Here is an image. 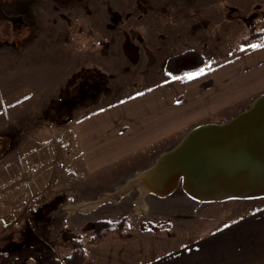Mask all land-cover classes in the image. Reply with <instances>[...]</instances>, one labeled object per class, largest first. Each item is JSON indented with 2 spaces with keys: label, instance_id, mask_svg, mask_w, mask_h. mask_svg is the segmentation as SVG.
<instances>
[{
  "label": "rangeland",
  "instance_id": "rangeland-1",
  "mask_svg": "<svg viewBox=\"0 0 264 264\" xmlns=\"http://www.w3.org/2000/svg\"><path fill=\"white\" fill-rule=\"evenodd\" d=\"M252 29L264 32V0H0V78L13 88L0 114V251L50 246L65 264L78 244L91 257L101 245L102 264H111L114 240L107 238L132 237L145 247L143 262L166 250L165 239L187 242L263 207L264 196L199 200L182 181L164 199L143 195L127 186L130 171L85 169L73 125L105 95L107 102L123 100L136 90L132 85L161 80L170 56L186 54L174 69L195 65L190 50L208 62L237 57L252 71L255 63L263 82L264 46L238 52L249 48L241 42ZM260 94L216 123L247 110ZM137 198L150 207H136ZM123 217L126 230L89 242L97 220ZM124 248L119 259L129 252Z\"/></svg>",
  "mask_w": 264,
  "mask_h": 264
},
{
  "label": "crops",
  "instance_id": "crops-1",
  "mask_svg": "<svg viewBox=\"0 0 264 264\" xmlns=\"http://www.w3.org/2000/svg\"><path fill=\"white\" fill-rule=\"evenodd\" d=\"M263 46L264 39L238 52L242 56ZM236 58L206 60L204 67L177 76L162 68L159 70L161 80L152 78L142 84L144 87L138 84L142 88L132 85L136 90L123 100L107 102L111 97L105 95L99 102L88 104L85 117L73 122L85 169H106L105 172L111 173L130 171L135 175L127 186L138 187L143 195L153 193L161 199L168 197L171 193L158 191L163 180L141 176V173L151 168L187 131L200 124L218 122L215 117L264 92L260 72H255L258 65L254 63L252 71ZM201 72L194 79L187 78ZM4 84L0 78V114L9 104L5 101L8 92L13 90L5 89ZM187 124L190 126L184 133L168 141L171 133H179ZM142 202L138 198L134 201L136 207H150ZM110 238L114 240L110 245L114 247L111 264H264V206L215 230L195 233V238L187 242L182 236L165 239L168 250H158V254L143 262L139 261V254L145 247L138 238L107 239ZM100 246L92 257L87 253L84 264L105 261L101 260L106 254L98 251ZM122 247L129 252L119 259L116 255L124 252Z\"/></svg>",
  "mask_w": 264,
  "mask_h": 264
},
{
  "label": "water",
  "instance_id": "water-1",
  "mask_svg": "<svg viewBox=\"0 0 264 264\" xmlns=\"http://www.w3.org/2000/svg\"><path fill=\"white\" fill-rule=\"evenodd\" d=\"M145 175L163 180L162 194L182 181L203 201L264 196V92L229 121L192 128Z\"/></svg>",
  "mask_w": 264,
  "mask_h": 264
},
{
  "label": "trees",
  "instance_id": "trees-1",
  "mask_svg": "<svg viewBox=\"0 0 264 264\" xmlns=\"http://www.w3.org/2000/svg\"><path fill=\"white\" fill-rule=\"evenodd\" d=\"M264 39V32L261 30L252 29L246 36L242 39V46H248L251 44L259 43ZM187 54H193L198 57V61L193 66H182L180 68L174 69L173 64L176 62L180 63V60L186 55L179 53L167 58L164 65V70L170 75L177 76L185 72L194 71L205 66L206 58L203 54L196 51H187ZM127 229V219L125 217L119 220H107L101 219L97 220L92 228L91 237L89 242H96L107 236L115 233L121 232ZM39 245L22 244L17 248L0 251V262L1 261H14L21 262L27 258H38L42 264H61V260L56 254V251L47 246L45 248H39ZM87 260V253L82 244H78L71 253L65 257V264H84Z\"/></svg>",
  "mask_w": 264,
  "mask_h": 264
},
{
  "label": "snow or ice",
  "instance_id": "snow-or-ice-1",
  "mask_svg": "<svg viewBox=\"0 0 264 264\" xmlns=\"http://www.w3.org/2000/svg\"><path fill=\"white\" fill-rule=\"evenodd\" d=\"M201 74H202V72L201 73H196V74H190L187 78L188 79H194L196 75H201Z\"/></svg>",
  "mask_w": 264,
  "mask_h": 264
},
{
  "label": "bare ground",
  "instance_id": "bare-ground-1",
  "mask_svg": "<svg viewBox=\"0 0 264 264\" xmlns=\"http://www.w3.org/2000/svg\"><path fill=\"white\" fill-rule=\"evenodd\" d=\"M89 204V203H88ZM84 208H86L87 206H86V204L85 205H82Z\"/></svg>",
  "mask_w": 264,
  "mask_h": 264
}]
</instances>
